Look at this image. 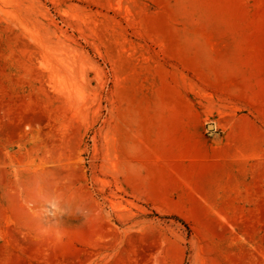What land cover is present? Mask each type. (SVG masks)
<instances>
[{"label":"rangeland","instance_id":"374dc122","mask_svg":"<svg viewBox=\"0 0 264 264\" xmlns=\"http://www.w3.org/2000/svg\"><path fill=\"white\" fill-rule=\"evenodd\" d=\"M239 117L264 0H0V264H264L204 154Z\"/></svg>","mask_w":264,"mask_h":264},{"label":"crops","instance_id":"0c3cea01","mask_svg":"<svg viewBox=\"0 0 264 264\" xmlns=\"http://www.w3.org/2000/svg\"><path fill=\"white\" fill-rule=\"evenodd\" d=\"M212 127L204 154L216 168L211 185L216 212L264 214V126L239 117L227 131Z\"/></svg>","mask_w":264,"mask_h":264}]
</instances>
